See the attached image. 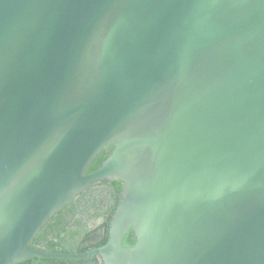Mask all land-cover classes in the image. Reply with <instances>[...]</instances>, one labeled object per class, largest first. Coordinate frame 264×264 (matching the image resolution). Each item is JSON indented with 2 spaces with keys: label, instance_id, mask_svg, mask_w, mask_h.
<instances>
[{
  "label": "water",
  "instance_id": "water-1",
  "mask_svg": "<svg viewBox=\"0 0 264 264\" xmlns=\"http://www.w3.org/2000/svg\"><path fill=\"white\" fill-rule=\"evenodd\" d=\"M99 180L103 245L30 246ZM97 255L264 264V0H0V264Z\"/></svg>",
  "mask_w": 264,
  "mask_h": 264
},
{
  "label": "flooded vegetation",
  "instance_id": "flooded-vegetation-1",
  "mask_svg": "<svg viewBox=\"0 0 264 264\" xmlns=\"http://www.w3.org/2000/svg\"><path fill=\"white\" fill-rule=\"evenodd\" d=\"M111 180H99L94 182L91 186L86 187L81 192L77 193L72 203L65 205L58 212L64 218L67 223V227L71 230L77 228L80 221L82 222L83 228L90 230V237L80 236L75 239L74 242L66 249L59 244L55 247H48L47 239L41 240L39 243L35 244L38 250H49L58 251L63 253H83L89 251L98 244L105 234V228H102L101 224L103 218L94 214L92 206L87 202V200L94 199L99 203H102L104 207H110L114 204L117 205V198L119 191H116ZM52 237L50 234L47 238ZM76 242H79L77 245ZM42 262H44L42 260ZM22 264H32L30 261L21 262ZM60 264H103V260L100 256H94L91 258L80 259V260H69L60 261ZM36 264H39L36 259ZM44 264V263H40Z\"/></svg>",
  "mask_w": 264,
  "mask_h": 264
},
{
  "label": "trees",
  "instance_id": "trees-1",
  "mask_svg": "<svg viewBox=\"0 0 264 264\" xmlns=\"http://www.w3.org/2000/svg\"><path fill=\"white\" fill-rule=\"evenodd\" d=\"M112 145L108 144L106 145L100 153L95 157V159L91 162L87 169V173H91L95 171L102 162L107 158L109 153L111 152ZM112 184L116 191H119V193L122 190V182L121 181H113ZM87 202L92 206L94 210V214L97 216H100L103 218L102 221V228H105V234L103 235L102 239L98 242L96 246L103 245L107 239L109 234V223L111 220L112 215L115 212V209L117 207L116 204L110 206V207H104L102 203H99L97 201H92V199L87 200ZM52 235V237L47 238V236ZM91 231L83 228L82 222L80 221L77 228H73V230L69 229L67 227V223L65 222L64 218L60 215L59 212H56L52 215V217L44 224L42 229L37 233V235L32 240L30 246L37 249L35 244L39 243L43 239H47V245L48 247H55L59 244V246H63L64 249L70 246L71 241L74 242L77 237L85 236L90 237ZM134 243V235L132 232H129L126 235L124 244L125 245H133ZM78 245L79 242H76ZM42 260L44 262H42ZM37 262L44 263V264H60L58 259H37ZM22 264V263H17ZM66 264V263H64Z\"/></svg>",
  "mask_w": 264,
  "mask_h": 264
}]
</instances>
